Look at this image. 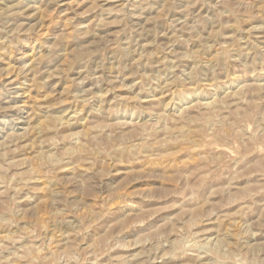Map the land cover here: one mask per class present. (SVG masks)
I'll return each mask as SVG.
<instances>
[{
    "label": "rangeland",
    "instance_id": "1",
    "mask_svg": "<svg viewBox=\"0 0 264 264\" xmlns=\"http://www.w3.org/2000/svg\"><path fill=\"white\" fill-rule=\"evenodd\" d=\"M0 264H264V0H0Z\"/></svg>",
    "mask_w": 264,
    "mask_h": 264
},
{
    "label": "bare ground",
    "instance_id": "2",
    "mask_svg": "<svg viewBox=\"0 0 264 264\" xmlns=\"http://www.w3.org/2000/svg\"><path fill=\"white\" fill-rule=\"evenodd\" d=\"M155 256H156V255H155ZM155 256H154V257H155ZM154 257H153V258H154ZM154 259H155V258H154Z\"/></svg>",
    "mask_w": 264,
    "mask_h": 264
}]
</instances>
